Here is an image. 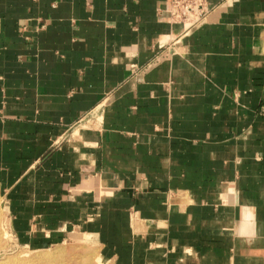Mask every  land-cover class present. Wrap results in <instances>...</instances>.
Listing matches in <instances>:
<instances>
[{"label":"crops","instance_id":"obj_1","mask_svg":"<svg viewBox=\"0 0 264 264\" xmlns=\"http://www.w3.org/2000/svg\"><path fill=\"white\" fill-rule=\"evenodd\" d=\"M170 3L0 0V187L116 264H264V0Z\"/></svg>","mask_w":264,"mask_h":264},{"label":"rangeland","instance_id":"obj_2","mask_svg":"<svg viewBox=\"0 0 264 264\" xmlns=\"http://www.w3.org/2000/svg\"><path fill=\"white\" fill-rule=\"evenodd\" d=\"M99 114L89 115L86 122L92 125ZM9 200L0 187V264H116L94 236L78 228L49 242L20 235L25 225L16 224Z\"/></svg>","mask_w":264,"mask_h":264},{"label":"built area","instance_id":"obj_3","mask_svg":"<svg viewBox=\"0 0 264 264\" xmlns=\"http://www.w3.org/2000/svg\"><path fill=\"white\" fill-rule=\"evenodd\" d=\"M210 12L208 0H171L169 7L171 21L182 25L185 33L202 24Z\"/></svg>","mask_w":264,"mask_h":264}]
</instances>
